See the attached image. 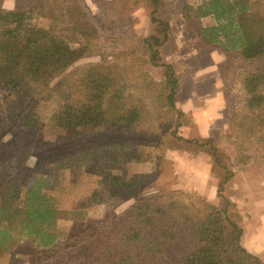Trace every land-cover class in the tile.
<instances>
[{
  "label": "trees",
  "instance_id": "16d2710c",
  "mask_svg": "<svg viewBox=\"0 0 264 264\" xmlns=\"http://www.w3.org/2000/svg\"><path fill=\"white\" fill-rule=\"evenodd\" d=\"M199 2L194 17L201 20L198 38L202 44L217 45L227 55L236 51L252 68L242 82L244 110L236 126L247 138L264 140V0ZM62 3L48 12L44 4L0 7V93L14 94L19 100L14 121L21 128L39 127L37 108L50 97L51 83L59 78L55 91L64 103L52 117L57 143L91 136L105 122L116 130H134L137 141L117 139L66 153L54 150L52 156L46 154L49 166L42 173L22 171L0 152V264L2 255L13 250L36 264H264L242 246L243 230L229 218L227 202L218 207L200 196L195 203L158 192L134 199L119 213L113 206L93 217L89 208L104 200L99 192L77 208H61L53 192L60 186L61 171L92 168L101 174L103 187L106 183L115 189L128 187L110 170L125 161L129 149H135L137 159L146 160L147 151L156 147L153 138L160 147L168 132L187 147L211 143L176 135L184 114L176 107L179 81L173 65L163 62L159 53L170 31L169 23L156 16L161 0H150V20L158 26L157 33L131 45L146 56L150 66L163 69L160 80L146 71L131 78L128 65L108 62L117 38H107L95 28L77 1ZM192 9L184 5L185 19L191 18ZM63 10L70 14L69 30L79 36V43L49 39L28 28L35 12L54 20ZM92 54L105 59L67 71ZM71 95L75 100L69 99ZM6 100L14 101L8 96ZM227 179L218 184L219 197ZM110 194L116 196L113 190ZM59 220L73 225L64 228L57 224Z\"/></svg>",
  "mask_w": 264,
  "mask_h": 264
},
{
  "label": "rangeland",
  "instance_id": "374dc122",
  "mask_svg": "<svg viewBox=\"0 0 264 264\" xmlns=\"http://www.w3.org/2000/svg\"><path fill=\"white\" fill-rule=\"evenodd\" d=\"M61 1L65 4L77 1L89 13L95 28L107 38H117L118 45L110 50L108 62L128 65L131 78L132 76L136 78L144 71L155 80L162 78L161 67L150 66L142 52L131 48V45L136 44L140 38L154 35L158 31V26L150 20L152 10L150 0H0V5L8 9H22L44 4L45 12H48ZM161 1L156 16L169 23L170 31L169 38L159 48V53L162 61L173 65L175 70L181 87L177 102V107L180 108V103H183L186 97L184 91L190 85V81L193 82L195 74L206 70V66L211 64L208 53L213 47L202 44L198 38L201 20L196 21L194 9L199 6L200 0ZM185 4L193 8L190 19L184 17ZM70 19V14L66 10L61 11L58 19L54 20L35 12L29 20L28 28L34 33H44L49 39L65 40L75 45L76 42L79 43L80 38L69 30ZM104 59L98 54H92L78 60L67 71L86 67ZM229 60L232 63L229 66H221L220 69L225 95L223 111L225 123L219 122L213 131L210 130L209 137L201 138L197 126L191 121L190 114L184 113L176 134L184 139H197L200 143L211 140L210 146L198 147L187 144V147L168 132L169 136H164L165 141L160 147L159 140L153 138L156 147H151L150 151H147L150 152V156L146 160L137 159L135 149H129L125 161L119 167L110 170V174L117 181L126 182L128 187L120 186L115 189L108 183L103 187L101 174L95 173L92 168L79 167L61 171L58 180L60 186L53 191L60 200L61 208L65 210L77 208L80 203L99 192L103 193L104 200L102 204L89 208V214L93 217L102 216L113 206L119 213L134 199L158 192L195 203L200 196L218 207H225L227 202L229 218L243 230L241 240L249 239L255 225L258 224L255 217L261 216L264 220V140L253 136L247 138L236 126L244 110L245 93L242 82L252 68L236 54ZM59 80L57 78L51 83L50 97L42 100L37 108L41 121L37 128H21L16 124L14 116L20 107L18 98L14 94L0 93V152L9 160H14L20 170L28 169L31 173H42L49 166L50 159L47 160L46 154L52 156L54 150L66 153L78 147H91L117 139L121 143L137 141L133 136L134 130H116L113 124L105 122L95 128L91 136L57 143V130L52 126V117L64 103L55 91ZM204 84L208 85V79ZM7 96L14 101H7ZM75 98L76 96L71 95L69 99L73 101ZM212 146L216 148L214 155ZM215 157L218 160H214ZM191 164L208 178L205 184L207 189L202 190L203 192L195 188L199 183L192 177L191 169L194 168L190 166ZM226 176L228 179L223 185V196L219 197L217 187ZM111 190L116 192V196L112 197ZM211 191L213 196L209 197ZM57 224L67 228L72 226L73 222L59 220ZM2 264L36 263L21 252L13 250L2 255Z\"/></svg>",
  "mask_w": 264,
  "mask_h": 264
},
{
  "label": "crops",
  "instance_id": "0c3cea01",
  "mask_svg": "<svg viewBox=\"0 0 264 264\" xmlns=\"http://www.w3.org/2000/svg\"><path fill=\"white\" fill-rule=\"evenodd\" d=\"M0 7L4 6L0 5ZM235 54L239 56L236 51L229 52L227 55L217 45L213 46L208 53L211 64L206 66V70L196 73L193 77V82L190 81V85L184 91L186 97L184 98V102L180 103V108L177 107L178 97L181 93V87L178 85L176 107L183 114H190L191 121L197 126L198 135L201 138L209 137L210 130L213 131L215 129L214 126L219 124V122L225 123L223 112L225 109V95L223 93V80L221 79L222 73L220 69L223 64L229 66L232 63L229 58ZM207 79L208 85L205 86L204 82ZM190 166L194 168L192 164ZM191 170L192 177L199 183L195 188L201 189L200 192H203L207 189L205 184H207L208 178L205 177L203 172L198 171L197 167ZM211 196H213L212 191L209 197ZM255 219L258 224L256 223L257 225H255V229L249 239L241 240L242 246L264 262V220H262L261 216H257Z\"/></svg>",
  "mask_w": 264,
  "mask_h": 264
}]
</instances>
